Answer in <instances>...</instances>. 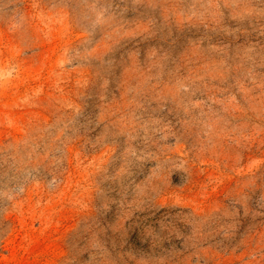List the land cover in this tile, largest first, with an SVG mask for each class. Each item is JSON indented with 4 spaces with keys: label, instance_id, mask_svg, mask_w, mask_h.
Returning <instances> with one entry per match:
<instances>
[{
    "label": "rangeland",
    "instance_id": "rangeland-1",
    "mask_svg": "<svg viewBox=\"0 0 264 264\" xmlns=\"http://www.w3.org/2000/svg\"><path fill=\"white\" fill-rule=\"evenodd\" d=\"M0 264H264V0H0Z\"/></svg>",
    "mask_w": 264,
    "mask_h": 264
}]
</instances>
